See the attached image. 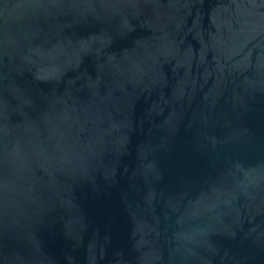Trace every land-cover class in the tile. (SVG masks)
Instances as JSON below:
<instances>
[{
    "label": "water",
    "instance_id": "obj_1",
    "mask_svg": "<svg viewBox=\"0 0 264 264\" xmlns=\"http://www.w3.org/2000/svg\"><path fill=\"white\" fill-rule=\"evenodd\" d=\"M0 264H264V0H0Z\"/></svg>",
    "mask_w": 264,
    "mask_h": 264
}]
</instances>
